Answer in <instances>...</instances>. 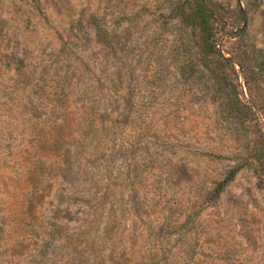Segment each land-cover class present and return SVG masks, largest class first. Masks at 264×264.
<instances>
[{
  "label": "rangeland",
  "instance_id": "rangeland-1",
  "mask_svg": "<svg viewBox=\"0 0 264 264\" xmlns=\"http://www.w3.org/2000/svg\"><path fill=\"white\" fill-rule=\"evenodd\" d=\"M183 1L0 0V264H264V0L217 81Z\"/></svg>",
  "mask_w": 264,
  "mask_h": 264
},
{
  "label": "trees",
  "instance_id": "trees-1",
  "mask_svg": "<svg viewBox=\"0 0 264 264\" xmlns=\"http://www.w3.org/2000/svg\"><path fill=\"white\" fill-rule=\"evenodd\" d=\"M178 19L187 23L192 29L197 31L196 53L201 63L208 70L209 75L215 81L220 80V71L217 68L221 62L225 61L216 50V44L213 41L210 20L212 13L203 0H184L178 8ZM222 91V90H221ZM228 103V99H227ZM255 161L264 171V155L253 154ZM238 167L229 169L225 176L214 187V192L222 190L238 172Z\"/></svg>",
  "mask_w": 264,
  "mask_h": 264
}]
</instances>
